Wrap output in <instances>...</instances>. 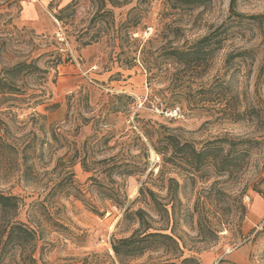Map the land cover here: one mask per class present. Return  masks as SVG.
I'll use <instances>...</instances> for the list:
<instances>
[{
    "label": "rangeland",
    "instance_id": "obj_1",
    "mask_svg": "<svg viewBox=\"0 0 264 264\" xmlns=\"http://www.w3.org/2000/svg\"><path fill=\"white\" fill-rule=\"evenodd\" d=\"M71 1L0 0V68L39 56L47 70L44 103L0 105V135L8 144L0 151V188L22 198V220L41 225L37 256L46 264H121L111 242L138 227L125 218L126 208L143 207L161 221L143 198L136 200L142 183L163 205L174 201L169 182L157 175L164 169L182 184L176 229L186 242L184 256L197 258L192 264H264V196L253 185L260 179L264 189V22L231 16V0L193 7L106 0L101 10L100 0H74L59 20ZM236 10L264 14V0H237ZM212 31L226 38L221 47L213 44L207 71L169 62V47ZM91 37L96 41L84 44ZM172 105L181 107L183 118L162 111ZM236 109L250 112L234 121ZM161 132L198 148L224 134L250 138L248 164L234 178L204 169L208 181L188 179L179 154L167 161L155 149L164 145ZM31 139L36 151L27 149L24 160ZM197 204L210 211L229 207V222L217 235H199ZM168 257L149 251L130 264Z\"/></svg>",
    "mask_w": 264,
    "mask_h": 264
},
{
    "label": "trees",
    "instance_id": "obj_2",
    "mask_svg": "<svg viewBox=\"0 0 264 264\" xmlns=\"http://www.w3.org/2000/svg\"><path fill=\"white\" fill-rule=\"evenodd\" d=\"M100 1L101 5L98 7V10L106 7V0ZM109 1L112 5L127 3L126 0ZM175 1L193 7L206 5L209 0ZM75 5L76 2L72 0L64 8L60 9L57 18L63 21L64 18L61 12L75 7ZM236 7L237 0H231V16L248 18L259 23L264 22V14L245 15L237 11ZM105 12L112 11L105 10ZM135 26L136 23L134 22L130 24V28ZM224 38L226 37H217L216 31L209 32L187 46L184 44L182 47H169L166 51L167 58L170 60V63L189 67L192 71H195L197 68L207 71L209 69V54L214 48L213 44H219L218 46L221 47ZM93 41H96V39L91 37L86 39L84 44H90ZM38 59L39 56L32 57L31 59H24L0 68V105L8 104L9 108H13L19 102H32L33 105L45 102L47 88L44 83L46 82L45 74L47 70L39 65ZM263 68L264 64L261 71ZM43 77L45 78L44 80L42 79ZM32 80L35 84L34 86L38 87L32 86L30 82ZM41 85L42 87H40ZM177 97L178 95H175L172 100H178ZM173 107L176 106L172 105L168 109ZM249 112V109H244L243 111L236 109L233 112L232 118L234 121H239L243 118L242 116ZM143 133L149 139L152 138L148 130L143 131ZM159 136H161L159 140L164 141V145L161 147L155 145V149L160 154H163V156H166L164 159L167 161H172L174 159L173 155L179 154L188 172L185 177L192 180H195L196 177H201L203 180L208 181L210 177L203 171L204 169H214L216 173L227 175L231 178L239 176L248 164L247 159L252 148L250 145L252 139L235 137L228 134L210 139L200 148L196 147L191 141H180L178 136L174 134L161 132ZM256 142L262 143V141ZM7 145L2 135H0V151ZM10 147L16 153L18 152L19 147H16V145H10ZM29 148L31 152L36 151L33 139L24 147V160L29 158V154L26 153V150ZM170 151L172 154L168 156ZM113 167L116 168V165L114 164ZM26 169L22 174L25 178L28 176V170L32 173L33 165H27ZM68 172L70 175H73L72 169H69ZM150 174L153 175V172H150ZM157 175L164 182H169V194L174 201L171 203L170 208L167 203L163 205L157 198V192L142 183L139 188L140 195L136 200L143 198L146 203L158 212L161 221L157 220L150 211L143 207L136 210L126 208L125 218L134 221L133 223L138 224V227L133 228L130 235L121 238L114 237L111 242L114 254L121 264H130V261L144 256L149 251L160 250H163L169 257L163 261L140 262L136 264H192L197 262V258L193 255L184 256L185 249H187L186 242L176 229L177 222L181 217L177 213L175 200L179 199L178 194L182 184L176 176L167 175L164 169H159ZM259 182L260 179L253 181L254 188L264 196V189L259 187ZM22 206L23 201L19 195L0 188V264H46L41 255L37 256L38 243L42 239V227L36 221H24L21 219ZM242 206L245 215L246 207L245 205ZM228 209L229 207L223 204H219L214 211L200 208L198 204L195 205L193 214H196L199 235H217L220 231L219 227L229 222ZM157 222L161 223V225H156ZM225 263V259L219 261V264Z\"/></svg>",
    "mask_w": 264,
    "mask_h": 264
},
{
    "label": "built area",
    "instance_id": "obj_3",
    "mask_svg": "<svg viewBox=\"0 0 264 264\" xmlns=\"http://www.w3.org/2000/svg\"><path fill=\"white\" fill-rule=\"evenodd\" d=\"M152 30V27H148L145 31V34H148L149 31ZM61 32H59L60 34ZM166 115L172 117V118H183L184 117V113L181 109V107L179 106H176V107H173L171 109H166V110H162Z\"/></svg>",
    "mask_w": 264,
    "mask_h": 264
}]
</instances>
